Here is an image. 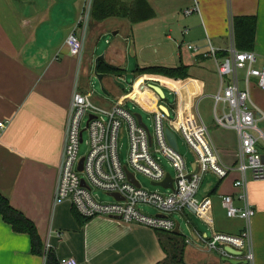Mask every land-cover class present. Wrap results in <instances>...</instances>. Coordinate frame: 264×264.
Listing matches in <instances>:
<instances>
[{
  "label": "crops",
  "instance_id": "crops-1",
  "mask_svg": "<svg viewBox=\"0 0 264 264\" xmlns=\"http://www.w3.org/2000/svg\"><path fill=\"white\" fill-rule=\"evenodd\" d=\"M86 1L0 0V121L6 122L5 128L0 130V195L33 223L43 248V255L32 254L28 235L15 233L0 216V264H45L48 252L54 254L56 263L62 258H74L87 264H159L166 258L159 235L154 230L119 219H77L69 200L54 203L70 101L73 92L80 93L79 70L82 67L83 75L92 67L96 55L89 41L108 20L95 23L89 16L85 25L78 26ZM176 2L186 26L184 30H187L184 36L181 32V42L194 45L201 52L207 50L209 43L222 54L231 32L236 50L254 52L257 67L264 63V0ZM195 4L197 12L189 16L182 13ZM236 18L254 19L251 50H240L237 46L235 26L233 28ZM73 31L82 40L79 58L71 56L65 45L66 37ZM186 36L189 37L187 41ZM142 52L140 47L139 53ZM103 56L107 65L119 68L114 50ZM169 58L170 55L161 60ZM175 58L177 64L174 66H157L183 64L189 67V75L192 68H199L203 60L210 59L184 47L176 48ZM162 79L173 84L184 80L186 83L188 79L199 83V93L191 87L188 95L183 92L181 100L178 99L181 104L179 116L183 119L191 116V101L196 96H200L197 97L200 101L205 89L204 79L191 76L181 81ZM249 94L258 111L254 131L257 137L260 136L257 149L264 156V90L251 85ZM154 101L157 103L156 97ZM213 122L208 132L210 140L221 162L234 167L237 134L233 129L217 126L214 117ZM237 178L235 170L221 181L215 178L209 196L204 197L210 202V226L191 214H185L191 227L184 223L189 234L183 236L188 240L183 252L185 264H230L205 250L190 232L196 230L202 236H210L211 229L230 235L241 231L242 220L227 218L221 204L222 196L235 198L237 192L232 184ZM247 193L254 210L251 220L253 264H264V181H250ZM234 204L239 205L236 200ZM193 217L200 221L205 231L199 230ZM219 218L234 223L224 226L217 223Z\"/></svg>",
  "mask_w": 264,
  "mask_h": 264
},
{
  "label": "built area",
  "instance_id": "built-area-1",
  "mask_svg": "<svg viewBox=\"0 0 264 264\" xmlns=\"http://www.w3.org/2000/svg\"><path fill=\"white\" fill-rule=\"evenodd\" d=\"M91 4L92 0L86 1L82 16L77 22L78 26L87 23ZM197 11L195 4L182 13L189 16ZM185 34L187 30L182 31V35ZM65 45L71 56L80 57L82 40L74 31L66 37ZM181 47L210 58L214 63L218 85L216 93L211 97L212 112L217 126L233 129L237 134L238 149L234 167L223 164L217 155L207 128L198 114L197 99L200 96H196L191 102V116L183 119L178 113V95L174 84L169 80H166L167 85L171 87V93L175 97V108L172 110L174 118H169L170 112L165 105L168 115L159 109V104L155 106V110L150 111L152 134L147 127V130L142 128L134 114L123 105L116 103L110 107H102L91 101L90 93L73 92L54 203L60 204L69 200L74 212L83 219H119L127 224H138L166 233L173 232L176 227L177 222L173 215L182 218L187 227L190 224L185 214H191L210 226L212 220L209 214V199L197 201L195 198L203 176L208 173L221 181L235 170L238 173V178L232 184L237 192L235 198L230 195L222 196L221 204L227 218L242 220L241 231L230 235L211 229L210 236H202L192 230L190 235L198 240L205 250L215 253L222 261L253 264L251 220L254 210L248 200L247 185L250 181H264V156L257 149L260 136L257 137L254 131L258 111L251 103L249 93L251 85L264 90V63L257 67L254 52L236 50L231 32L228 46L222 54L209 43L204 52L189 43H176L177 50ZM150 91L155 95L157 103L161 102L158 96ZM5 126L6 122L0 121V130ZM122 128L126 131L129 141L127 165H122L118 156V137ZM166 129L173 134L174 131L181 134L195 155L193 169L188 170L178 151H174L168 144ZM84 132L86 141L83 140ZM82 143L86 145L87 151L82 157V169L78 171V162L81 159L78 157V149ZM157 155L173 166L176 175L172 178L177 180L176 186L174 185L176 191L165 189L166 194L149 191L136 179L135 174L144 176L151 183H159L164 179L166 173ZM125 169L132 174L139 187L128 180ZM187 176L190 177L189 180L186 179ZM93 190L106 196L117 194L119 199L111 197L112 201L105 203ZM234 200L239 203L238 206L234 204ZM143 207L155 210L157 215L146 213ZM185 242L188 240L185 239ZM57 264L87 263L78 262L74 258H62Z\"/></svg>",
  "mask_w": 264,
  "mask_h": 264
},
{
  "label": "rangeland",
  "instance_id": "rangeland-1",
  "mask_svg": "<svg viewBox=\"0 0 264 264\" xmlns=\"http://www.w3.org/2000/svg\"><path fill=\"white\" fill-rule=\"evenodd\" d=\"M122 2H129L130 0H121ZM149 6L154 11V17L148 21L141 23H130L127 19L123 18H109L105 22V27L102 30H97L95 36L90 39V47L95 48V57L92 62V67L88 69V73H83L82 67L79 70L78 86L80 93H90L91 101L102 107H110L116 103L123 105L133 114H139L142 122L152 134V115L151 110H155L156 103L155 95L148 89L149 85L159 86L165 95L164 100L160 104L165 105L170 112V119L174 118L175 97L171 93V87H168L167 82L162 78L155 76H142L139 77L134 73L136 67H146L151 65H166L174 66L176 62V43L182 41L181 32L186 26L181 20L182 15L177 9L176 0H146ZM186 41L189 39L185 37ZM208 43V40H207ZM142 48V54L139 53V48ZM109 50L116 52V65L125 70V74L118 78L104 77L101 82H98L93 73V64L95 58L107 53ZM171 58L162 61V58ZM82 65V62H80ZM189 76L202 77L205 82V89L202 98L198 103V113L208 128V132L214 125L213 122V99L211 98L217 90V76L215 67L210 59L203 60L201 67L192 68ZM124 86V89L118 85ZM199 83L197 81L188 79L185 81L174 84V89L178 95V99L182 96L183 92L189 94L191 87L197 89L199 93ZM104 89L108 96L102 93ZM181 100V99H180ZM192 102V101H191ZM181 104L178 103V113L180 112ZM178 154L183 159L188 170L191 169V164L195 159V155L191 149L184 142L183 137L177 131H174ZM86 133H83V140L86 141ZM87 151L84 143L80 144L78 149V157L82 158ZM129 153V141L126 131L122 128L118 137V156L122 165H127ZM159 156V155H157ZM159 163L165 173H169L171 177H175L176 173L173 166L163 157L159 156ZM136 179L141 186L149 191L159 192L166 194V190L151 185L149 179L140 174H135ZM215 178L211 174L203 176L200 187L196 193L195 198L200 201L202 198L209 196L210 188L214 184ZM97 193L99 199L105 203L112 201V198L105 194L94 191ZM212 197V196H211ZM146 213L157 215L156 211L143 207ZM174 220L179 224V234L188 237V231L185 227L184 220L173 215ZM193 223L201 231H205V227L193 217ZM234 223L233 220L226 218L217 219L218 224L229 226V223Z\"/></svg>",
  "mask_w": 264,
  "mask_h": 264
},
{
  "label": "trees",
  "instance_id": "trees-1",
  "mask_svg": "<svg viewBox=\"0 0 264 264\" xmlns=\"http://www.w3.org/2000/svg\"><path fill=\"white\" fill-rule=\"evenodd\" d=\"M153 17L154 11L146 0H132L130 2H122L121 0H92L90 9V19L95 23H101L109 18H123L135 24L148 21ZM234 26L238 48L240 50H251L255 26L254 19L236 18L234 19L233 28ZM188 69L189 67L183 64L176 67L152 65L136 67L134 73L138 76H155L173 81H181L189 77ZM96 71L98 74H102L105 77L112 76L114 78L121 77L125 74L124 69L109 66L104 60L98 61ZM74 214L77 219L81 218L75 212ZM0 216L3 222L9 225L15 233L28 235L32 254L43 255V248L33 223L15 210L9 204L8 200L1 195ZM156 232L159 235V241L166 253L165 260L159 264H185L183 261L185 247L183 235L179 233L175 234L174 232ZM45 260V264H57L55 256L51 252L45 254Z\"/></svg>",
  "mask_w": 264,
  "mask_h": 264
},
{
  "label": "water",
  "instance_id": "water-1",
  "mask_svg": "<svg viewBox=\"0 0 264 264\" xmlns=\"http://www.w3.org/2000/svg\"><path fill=\"white\" fill-rule=\"evenodd\" d=\"M99 60H104V56L103 54L100 55L99 57L95 58L94 60V64H93V73L95 75V77L97 78L98 82H101L102 79H103V75L102 74H98L97 71H96V65L98 63ZM111 78L115 79L114 77L111 76ZM121 89H124V86L121 85V84H118ZM150 90H152L157 96L158 98L161 100H164L165 98V95L164 93L162 92L161 88L159 86H155V85H149L148 86ZM102 90V93L106 96H108V93L104 90V89H101ZM159 109L161 111H163L165 113V115H168V110L166 109V107L162 104L159 105ZM136 120H137V123L142 127L144 128L145 130H147L146 126L142 123V120H141V116L139 114H134ZM165 135H166V139L168 141V144L173 148L174 151H178V148H177V144H176V138H175V135L169 130V129H166L165 130ZM82 161L83 159L81 158L78 162V171H81L82 169ZM194 168V165L192 164L191 165V169ZM125 174L128 178V180L133 184L135 185L136 187H139V184L138 182L134 179V177L132 176V174H130L126 169H125ZM187 180L190 179L189 176L186 177ZM177 184V180L175 178H172L170 176L169 173H166L165 174V177L164 179L159 182V183H151V185L153 186H158V187H161L163 189H170L172 191H176L174 189V185L176 186ZM81 185L84 186V182L81 181ZM109 197H112V198H116V199H119L118 195L117 194H109L107 195ZM175 234H178V223L176 224V227L173 231ZM230 264H242L241 262L239 261H230L228 262ZM245 264V263H244Z\"/></svg>",
  "mask_w": 264,
  "mask_h": 264
}]
</instances>
